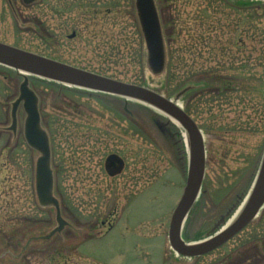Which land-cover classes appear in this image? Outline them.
Segmentation results:
<instances>
[{
  "label": "rangeland",
  "instance_id": "rangeland-1",
  "mask_svg": "<svg viewBox=\"0 0 264 264\" xmlns=\"http://www.w3.org/2000/svg\"><path fill=\"white\" fill-rule=\"evenodd\" d=\"M13 1L18 14L0 0V42L90 71H108L170 100L185 84L211 80L212 68L228 66V54L235 53V65L252 69L236 79L228 73L240 91L228 98V124L237 131L228 136L226 157L210 149L181 237L197 243L232 222L253 188L264 149V0L256 5L258 27L243 33L239 45L233 42L238 34L229 31L236 17L228 0H154L169 74L166 69L152 74L147 66L133 0H83L87 17L78 14L81 1L75 6L72 0L68 5ZM112 2L115 10L108 11ZM115 40L118 49L106 50ZM20 82L14 70L0 66V264H264L262 210L209 254L184 258L169 248L168 222L186 178L183 130L135 101L28 77L50 146L51 180L37 194L34 172L41 152L25 142L27 115L21 103L11 114ZM176 103L197 117L210 144L212 102L203 105L184 96ZM214 111L209 116L225 120L226 110ZM167 122L175 135L161 130ZM177 147L184 152V166ZM111 153L125 162L114 178L103 167ZM226 194L233 197V208L220 225Z\"/></svg>",
  "mask_w": 264,
  "mask_h": 264
},
{
  "label": "water",
  "instance_id": "water-1",
  "mask_svg": "<svg viewBox=\"0 0 264 264\" xmlns=\"http://www.w3.org/2000/svg\"><path fill=\"white\" fill-rule=\"evenodd\" d=\"M23 1L28 4L32 0ZM134 7L147 53V66L152 74H159L165 68V50L154 2L153 0H134ZM0 65L15 70L23 78L19 85V96L12 104L11 113L12 115L14 114L18 104L22 101L23 109L27 115L24 124L26 142L29 146L41 152V156L36 162L37 194L40 195L41 193L38 192L44 186H48L51 180L49 144L47 135L40 126L38 99L28 86V75L143 103L168 116L186 131L189 154L185 187L173 210L168 229L169 246L177 255L187 258L199 257L217 249L246 227L263 205L264 152L253 188L246 196L237 218L215 235L197 242V244L189 245L185 243L180 237V229L182 221L193 203L202 181L204 148L202 136L196 124L176 104V100L181 95V92L177 93L173 100H169L161 94L143 86L111 79L1 42ZM104 167L108 171V174L113 176L121 171L123 162L117 155L111 154L106 157ZM110 168L114 170L109 171Z\"/></svg>",
  "mask_w": 264,
  "mask_h": 264
},
{
  "label": "flooded vegetation",
  "instance_id": "flooded-vegetation-1",
  "mask_svg": "<svg viewBox=\"0 0 264 264\" xmlns=\"http://www.w3.org/2000/svg\"><path fill=\"white\" fill-rule=\"evenodd\" d=\"M22 3L24 2L23 0H21ZM6 4L11 7L13 10L15 8L16 13H20L21 11L19 9H17L16 7V2L13 0H5ZM34 2V0H33ZM32 3V2H31ZM14 10V11H15ZM219 70H214V68H212V74H210L209 76H211V80H206V81H202V80H197L195 82V84H185L183 85L181 88H185L188 87V89H186L181 97L184 96H192L193 99L199 101L201 104L204 105V103L206 101H210V103L212 102V107H211V111L209 113V115H214L217 114L216 111L214 110H218V112H222L224 110H226V116H225V120H220L218 116H209V122L212 123V128H211V136L213 137V139L211 140L212 142L210 144H206L207 142L205 141V131L201 126V123H199L195 118L197 117H192L190 116L184 109V111L189 115V117L192 118V120L194 121V123L196 124L198 130L200 131L201 135H202V139H203V145H204V152H205V163L204 166L206 167V159L209 157L210 154V149H212V152L214 151L215 156H223L226 157L228 154V136L232 135L233 133H235L237 130H233V129H237V126H232L230 124H228V98L231 97V95L233 94H237L240 93V91H235L234 89H238L239 86H237V83L232 82V80L228 79V66H218ZM220 71V72H217ZM189 83V82H187ZM244 83H241L240 88L242 89H246L247 85L245 84V86H243ZM248 93V92H247ZM214 111V112H213ZM200 117V116H199ZM169 122V121H168ZM165 123L164 125H161L160 128L162 131H166L169 132V134H171L172 136L175 135L171 129H169V124ZM263 125H264V121L262 119ZM167 129H169L167 131ZM209 147V149H208ZM178 150V159L179 161H181V164L184 166V152L177 147ZM208 152V154H207ZM116 154V153H114ZM117 155V154H116ZM119 156V155H118ZM120 157V156H119ZM215 157V158H217ZM121 158V157H120ZM122 159V158H121ZM211 159L213 160L212 156ZM123 160V159H122ZM123 163L125 165V162L123 160ZM124 166L122 168V170L120 171L119 174L112 176L111 178L120 176L122 174V172L124 171ZM114 169L110 168L109 171H113ZM204 174H205V169H204ZM110 177V176H109ZM204 179V177H203ZM228 195V194H226ZM233 208V197L228 195V201H226L225 203V208L222 209V214L220 215V217L218 218V223H221L222 221H225L227 217V215H229L232 211ZM184 224V223H183ZM226 244V243H225Z\"/></svg>",
  "mask_w": 264,
  "mask_h": 264
},
{
  "label": "trees",
  "instance_id": "trees-1",
  "mask_svg": "<svg viewBox=\"0 0 264 264\" xmlns=\"http://www.w3.org/2000/svg\"><path fill=\"white\" fill-rule=\"evenodd\" d=\"M61 1H64L65 5H68V3H67L68 0H61ZM77 1H81L80 2L81 8H83V11L80 10V12L78 14L84 15L85 17H87L88 16V9H85V7H88V5H84L82 3L83 0H72V2H74V4L73 5L71 4V5L72 6L77 5L78 4ZM257 1L258 0H228V9L231 12H233L235 17H236L232 28L229 30L231 33H233L235 35L238 34V37L235 38L233 41L234 44H237V45L241 44L242 43V38H241L242 34L247 33L249 30L256 29L258 27L259 24L255 23L256 18L260 19V16L258 15V11L256 10V5L258 4ZM112 4H113L112 8H109L108 11H112V10L114 11L115 10V5H114L115 3L112 2ZM71 5H69L70 6L69 8L72 7ZM66 8H68V7L66 6ZM89 8H90V6H89ZM255 13L257 14V16ZM135 27H136L135 31L138 34V37L140 38V40L142 41V37H141L140 31H139V27H138L137 22H135ZM76 28H77V26H76ZM262 30L264 32V26L262 27ZM73 31L75 32L74 36H76L78 31L76 29H73ZM95 34L97 36L100 35L98 33H95ZM113 42H114L113 45L108 47L106 50L116 51V49H118L117 44H115L116 40ZM234 55H235V53L234 54H228V59H229V61H228V73H230L229 75H233V78L236 79L237 76L250 74L252 69L247 68V66H248L247 64L241 63L239 65H235V63H237V62L235 61ZM169 60H170V56H169V59L167 61V65H166L167 74H169V72H170L171 61H169ZM181 61H182V58H181ZM263 61H264V55H263ZM81 68L86 69L85 67H81ZM93 72H95V71H93ZM96 73L108 76L110 78L117 79V78L109 75L108 71H103V72L97 71ZM189 75H191V72L189 73ZM50 83H55V82H50ZM262 217H264V206L262 209ZM262 217H261V219H262Z\"/></svg>",
  "mask_w": 264,
  "mask_h": 264
},
{
  "label": "bare ground",
  "instance_id": "bare-ground-1",
  "mask_svg": "<svg viewBox=\"0 0 264 264\" xmlns=\"http://www.w3.org/2000/svg\"><path fill=\"white\" fill-rule=\"evenodd\" d=\"M163 117H165V119L167 120V121H172V122H174L175 124H177V122H175V121H173L172 119H170L168 116H163ZM181 136H182V140H183V142H184V144H186V150H189V146H188V135H187V133H184L183 131H182V133H181ZM184 144H183V146H184ZM239 213L240 212H238V214L233 218V220H235L236 218H237V216L239 215ZM232 220V221H233ZM231 223V222H230ZM229 223V224H230ZM229 224H227L226 225V227L229 225ZM189 245H194V244H197V243H188Z\"/></svg>",
  "mask_w": 264,
  "mask_h": 264
}]
</instances>
